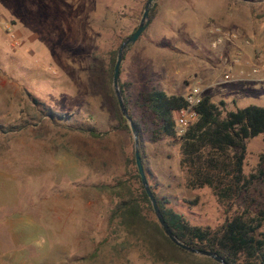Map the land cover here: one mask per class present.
<instances>
[{"label": "rangeland", "instance_id": "374dc122", "mask_svg": "<svg viewBox=\"0 0 264 264\" xmlns=\"http://www.w3.org/2000/svg\"><path fill=\"white\" fill-rule=\"evenodd\" d=\"M145 1L0 0V20L14 25L18 41L7 40L10 59L0 60V264H153L109 221L114 202L101 188L130 179L133 141L129 129H117L104 69ZM203 1L154 0L147 27L122 53L118 88L138 124V154L156 196L189 225L215 229L245 206L264 204L263 136L244 141L242 166L261 177L243 199L222 206L210 189L184 186L178 143L152 140L153 119L140 104L152 89L184 96L197 84L222 103L221 116L264 108V83H216L233 48L210 47L212 28L223 26L256 44L251 56L264 44V0H234L222 17L203 12ZM76 128L105 135L91 139Z\"/></svg>", "mask_w": 264, "mask_h": 264}, {"label": "trees", "instance_id": "16d2710c", "mask_svg": "<svg viewBox=\"0 0 264 264\" xmlns=\"http://www.w3.org/2000/svg\"><path fill=\"white\" fill-rule=\"evenodd\" d=\"M150 17L151 14L148 16L149 20ZM114 60L115 52H112L104 69L108 84ZM119 89L123 94L120 84ZM109 95L113 101L117 129L128 132L126 121L120 115L110 88ZM122 99L131 118L126 99L123 96ZM140 102L153 119L152 140L170 138L178 143V165L183 172L186 188L206 187L219 204L229 207L235 201L243 199L252 183L261 177L260 169L255 175H244L242 166L245 156L244 141L259 135L264 140V108L248 105L221 116L222 103L214 104L207 96H203L196 107L197 118L177 137L174 114L185 106L183 96L167 95L152 89L140 96ZM131 122L139 145L138 124L132 118ZM74 130L91 139H101L105 135L94 129ZM139 159L147 187L164 222L176 239L197 250L212 252L226 264H264V232L260 231L264 221V204L253 210L245 206L215 229L191 226L167 206L168 202L164 197L156 196L153 187L148 184L140 152ZM129 164L131 167L127 175L130 179L117 177L110 184L101 186L113 199L109 221H115L124 242L130 237L139 241L142 252L152 259L153 264H217L208 258L177 248L164 236L153 217L133 159L129 160Z\"/></svg>", "mask_w": 264, "mask_h": 264}, {"label": "built area", "instance_id": "2783aa9c", "mask_svg": "<svg viewBox=\"0 0 264 264\" xmlns=\"http://www.w3.org/2000/svg\"><path fill=\"white\" fill-rule=\"evenodd\" d=\"M211 33L210 47L212 49H218V47L226 45H230L233 48L228 66L216 83L228 84L253 80H257L258 83H264V44L256 48L250 58H248L244 55L245 49L248 46H253L249 39L241 37L234 31L225 30L217 26L212 28ZM0 34L7 38L11 47L17 46L18 41L14 25L10 21L0 20ZM202 91L196 84L190 86L187 93L183 96L185 106L174 114L177 137L182 135L185 129L197 118L196 107L204 96Z\"/></svg>", "mask_w": 264, "mask_h": 264}, {"label": "water", "instance_id": "95a60500", "mask_svg": "<svg viewBox=\"0 0 264 264\" xmlns=\"http://www.w3.org/2000/svg\"><path fill=\"white\" fill-rule=\"evenodd\" d=\"M153 2H154V0H146L144 2L142 13H141L140 19L138 21V24H137L135 30L132 33H130L118 46V49L116 51L114 64H113L112 71H111V79H110L111 89H112L118 110L120 112V115L125 119L127 126H128V129H129V132H130L131 137H132L133 161H134V166H135L137 175H138L139 180H140V184H141V186L144 190V193L148 199V202L150 204L153 217H154L156 223L158 224L159 228L161 229L162 233L174 246H176L177 248H179V249H181V250H183L189 254L196 255L199 257L208 258L217 264H226L219 256H217L216 254H214L212 252L197 250L195 248L184 245L178 239L175 238V236L171 233V231L167 227L166 223L164 222V220H163V218H162V216H161V214L157 208L155 200H154L153 196L151 195V193L147 187L145 177H144V174L142 171L140 159H139V154H138L136 131H135L128 115H127V112H126V109L124 107L123 100L121 97V93H120L119 88H118V73H119V66L121 63L122 53L125 49H127L131 44H133L136 41V39L141 35V33L147 27V25L149 23L148 15H149V11L151 9Z\"/></svg>", "mask_w": 264, "mask_h": 264}, {"label": "crops", "instance_id": "0c3cea01", "mask_svg": "<svg viewBox=\"0 0 264 264\" xmlns=\"http://www.w3.org/2000/svg\"><path fill=\"white\" fill-rule=\"evenodd\" d=\"M191 1H196V0H191ZM235 1L238 2L237 0ZM203 2L207 3V5L203 8V12H209V17H213V15L217 17H222L226 15V13H230L231 10H233V8L236 7V3H234V0H204ZM223 28H226V27H223ZM253 46L255 47L256 44L253 43ZM224 49L225 47H218L216 53L220 54L223 52ZM9 51L10 49L8 47L6 37L0 34V58L2 57L0 60H4V59L9 60L10 59ZM216 53L214 54L216 55ZM244 55L250 58V52L248 51V49H245ZM208 63L210 64V61ZM208 63H205V64H208ZM209 69H210V66H209ZM203 71L204 73H208L207 67ZM253 82L255 84L258 83L257 80H253Z\"/></svg>", "mask_w": 264, "mask_h": 264}]
</instances>
